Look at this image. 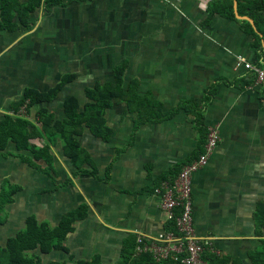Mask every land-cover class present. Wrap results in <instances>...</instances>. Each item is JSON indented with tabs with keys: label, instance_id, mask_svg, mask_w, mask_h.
Returning <instances> with one entry per match:
<instances>
[{
	"label": "crops",
	"instance_id": "obj_1",
	"mask_svg": "<svg viewBox=\"0 0 264 264\" xmlns=\"http://www.w3.org/2000/svg\"><path fill=\"white\" fill-rule=\"evenodd\" d=\"M43 1L27 17L30 27L16 20L13 30H0V120L13 115L27 89L45 92L72 74L47 105L52 118L62 120L66 99L75 97L82 107L85 89L110 81L119 66L125 87L134 81L139 94L161 104L148 114L168 113L180 103L189 112L142 124L133 133L135 114L124 102L114 104L105 114L108 141L87 129L79 137L90 160L81 170L64 155L60 140L51 145L49 174L29 164L30 151L18 153L10 143L0 153V190L10 183L19 191L0 213V248L28 217L55 228L75 212L79 218L62 242L66 251L37 248L30 254L38 264L94 257L117 264L131 237L172 230L154 189L202 152L212 126L219 130L218 145L191 180L195 233L211 243L205 253L230 264H254L250 255L263 238L255 213L264 207V83L238 60L264 70V27L239 16L234 1L235 20L210 17L211 0ZM240 21L256 29L258 39ZM195 108L203 113V134L191 114Z\"/></svg>",
	"mask_w": 264,
	"mask_h": 264
},
{
	"label": "trees",
	"instance_id": "obj_2",
	"mask_svg": "<svg viewBox=\"0 0 264 264\" xmlns=\"http://www.w3.org/2000/svg\"><path fill=\"white\" fill-rule=\"evenodd\" d=\"M233 1L237 3L239 16L252 19L256 29L264 27V0H211L208 5L209 16L218 14L224 18L235 20ZM43 2L47 5L54 4L55 1L44 0ZM41 6L42 0H29L25 4L20 3L19 0H0V30H13L16 27V20L24 28L30 27L31 23L27 17H30V14ZM240 23L249 34L258 39L256 29L247 21H240ZM123 76L124 66H119L114 69L110 81L97 82L92 87L86 88L84 91L86 103L82 107H80L77 98L66 99L63 103L64 117L62 120H54L49 114L47 105L57 98L59 92L68 83L73 81L74 75L62 77L58 84L45 92L27 89L20 101L13 104L11 110L13 115L6 114L0 120V153L5 151L10 143L14 145L18 153L30 151L32 157L29 164L38 171L49 174L52 171L53 160L51 145L54 140H60L64 155L70 159L75 168L81 170L82 165L90 164V160L80 147L79 137L87 129L94 137L108 141L112 130L106 124L105 114L114 104L124 102L135 114L133 133L142 124L164 120L181 110L189 112L187 103H180L168 113L148 114L149 109H162L161 104L151 99L149 95L139 94L137 92L138 85L134 81H130L125 87ZM206 97H208L207 94ZM33 111L35 113L32 115ZM191 114L194 116V123L198 130L203 134L202 111L195 108ZM204 138L206 139V135ZM38 139L42 141L40 146L32 142ZM174 178H163L162 180L172 181ZM18 191V186H12L10 183L2 185L0 213L13 202V196ZM78 218V214L75 212L69 213L61 219L55 228H49L47 225L38 223L35 217H28L23 230L15 237L8 239L5 247L0 248V264H38V259L30 254L37 248L42 253H47L52 249L66 251L62 242L66 234L72 231L73 223ZM255 224L260 228L263 238L261 249L253 252L250 256L254 264H264V207L261 205L256 209ZM170 229L171 227L168 226V230ZM135 246L136 236L124 243L121 258L117 264H180L172 259L155 263L148 254L136 256ZM202 258L209 264L231 263L227 258L220 259L218 256L208 253H204ZM75 264L102 263L99 257H94L90 261H76Z\"/></svg>",
	"mask_w": 264,
	"mask_h": 264
},
{
	"label": "built area",
	"instance_id": "obj_3",
	"mask_svg": "<svg viewBox=\"0 0 264 264\" xmlns=\"http://www.w3.org/2000/svg\"><path fill=\"white\" fill-rule=\"evenodd\" d=\"M245 69L254 70L257 83H264V70L254 68L243 59ZM23 110V109H22ZM219 142L217 127H208L203 151L191 162L183 165L175 178L163 180L155 193L160 197V208L172 230L156 238L136 236V255L148 254L155 263L172 259L180 264H209L202 256L211 245L201 241L194 229L192 217V176L206 166Z\"/></svg>",
	"mask_w": 264,
	"mask_h": 264
},
{
	"label": "water",
	"instance_id": "obj_4",
	"mask_svg": "<svg viewBox=\"0 0 264 264\" xmlns=\"http://www.w3.org/2000/svg\"><path fill=\"white\" fill-rule=\"evenodd\" d=\"M234 5H235V7H236V2L234 1ZM237 18H240L238 15H237ZM243 19H246V20H248V21H251L250 19H248V18H246V17H243Z\"/></svg>",
	"mask_w": 264,
	"mask_h": 264
},
{
	"label": "rangeland",
	"instance_id": "obj_5",
	"mask_svg": "<svg viewBox=\"0 0 264 264\" xmlns=\"http://www.w3.org/2000/svg\"><path fill=\"white\" fill-rule=\"evenodd\" d=\"M37 146H40V145H37Z\"/></svg>",
	"mask_w": 264,
	"mask_h": 264
}]
</instances>
